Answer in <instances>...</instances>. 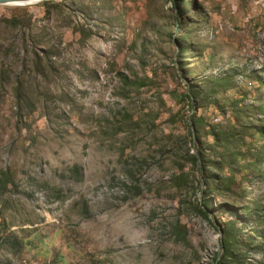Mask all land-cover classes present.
<instances>
[{
	"label": "rangeland",
	"instance_id": "1",
	"mask_svg": "<svg viewBox=\"0 0 264 264\" xmlns=\"http://www.w3.org/2000/svg\"><path fill=\"white\" fill-rule=\"evenodd\" d=\"M227 232L264 264V0L0 4V264H219Z\"/></svg>",
	"mask_w": 264,
	"mask_h": 264
},
{
	"label": "trees",
	"instance_id": "2",
	"mask_svg": "<svg viewBox=\"0 0 264 264\" xmlns=\"http://www.w3.org/2000/svg\"><path fill=\"white\" fill-rule=\"evenodd\" d=\"M200 213L207 218V213L203 208L200 209ZM231 238L232 236L227 232L224 235L223 239L221 240V249L223 251V254H222V263L219 264H223L225 262V259L232 256V251L230 246Z\"/></svg>",
	"mask_w": 264,
	"mask_h": 264
},
{
	"label": "water",
	"instance_id": "3",
	"mask_svg": "<svg viewBox=\"0 0 264 264\" xmlns=\"http://www.w3.org/2000/svg\"><path fill=\"white\" fill-rule=\"evenodd\" d=\"M35 1L36 0H0V4L27 5Z\"/></svg>",
	"mask_w": 264,
	"mask_h": 264
},
{
	"label": "bare ground",
	"instance_id": "4",
	"mask_svg": "<svg viewBox=\"0 0 264 264\" xmlns=\"http://www.w3.org/2000/svg\"><path fill=\"white\" fill-rule=\"evenodd\" d=\"M37 1H40V0H36L35 2H37Z\"/></svg>",
	"mask_w": 264,
	"mask_h": 264
}]
</instances>
